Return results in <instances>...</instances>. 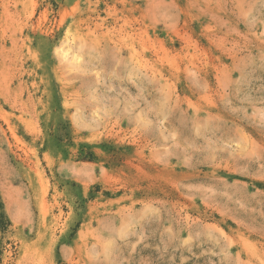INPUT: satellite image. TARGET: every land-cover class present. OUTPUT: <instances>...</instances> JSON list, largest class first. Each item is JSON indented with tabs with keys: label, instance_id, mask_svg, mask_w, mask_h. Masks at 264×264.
<instances>
[{
	"label": "rangeland",
	"instance_id": "obj_1",
	"mask_svg": "<svg viewBox=\"0 0 264 264\" xmlns=\"http://www.w3.org/2000/svg\"><path fill=\"white\" fill-rule=\"evenodd\" d=\"M0 264H264V0H0Z\"/></svg>",
	"mask_w": 264,
	"mask_h": 264
}]
</instances>
